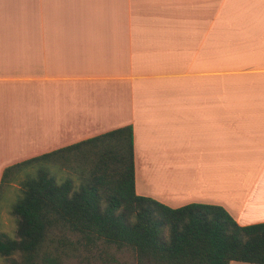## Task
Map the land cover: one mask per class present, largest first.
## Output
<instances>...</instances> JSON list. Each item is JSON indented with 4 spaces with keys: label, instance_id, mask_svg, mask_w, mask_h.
Masks as SVG:
<instances>
[{
    "label": "crops",
    "instance_id": "crops-1",
    "mask_svg": "<svg viewBox=\"0 0 264 264\" xmlns=\"http://www.w3.org/2000/svg\"><path fill=\"white\" fill-rule=\"evenodd\" d=\"M127 125L138 196L263 223L264 0H0V178Z\"/></svg>",
    "mask_w": 264,
    "mask_h": 264
},
{
    "label": "trees",
    "instance_id": "trees-1",
    "mask_svg": "<svg viewBox=\"0 0 264 264\" xmlns=\"http://www.w3.org/2000/svg\"><path fill=\"white\" fill-rule=\"evenodd\" d=\"M16 181L0 264H264V222L241 226L217 205L170 208L135 193L129 125L5 167L0 202Z\"/></svg>",
    "mask_w": 264,
    "mask_h": 264
},
{
    "label": "rangeland",
    "instance_id": "rangeland-1",
    "mask_svg": "<svg viewBox=\"0 0 264 264\" xmlns=\"http://www.w3.org/2000/svg\"><path fill=\"white\" fill-rule=\"evenodd\" d=\"M241 11L244 10V8L242 7V5H239ZM233 7V5L227 4L225 5V8H223L224 11H227L228 9H231ZM237 22V21H236ZM238 23H242L241 21H238ZM237 26V24H234ZM31 170H29L30 172ZM19 183L16 182H12L11 185L9 186L8 190L7 188L3 189L2 192V197H4L2 199V201L0 202V206H1V227L0 230L7 233L9 236L13 235V231H14V220L9 216L8 211H9V206L10 204L16 199V197L18 196V191H19ZM126 257H121L118 256V260H124ZM125 260H131L130 258L125 259ZM80 262V261H79ZM78 261L71 259V260H66L64 261V264H79ZM230 264H247V263H239V262H231Z\"/></svg>",
    "mask_w": 264,
    "mask_h": 264
}]
</instances>
